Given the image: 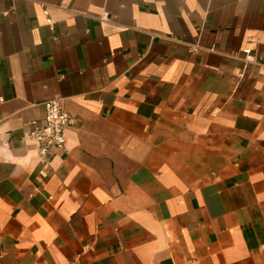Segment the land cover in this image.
<instances>
[{
    "label": "crops",
    "instance_id": "1",
    "mask_svg": "<svg viewBox=\"0 0 264 264\" xmlns=\"http://www.w3.org/2000/svg\"><path fill=\"white\" fill-rule=\"evenodd\" d=\"M0 252L264 264V0H0Z\"/></svg>",
    "mask_w": 264,
    "mask_h": 264
},
{
    "label": "built area",
    "instance_id": "2",
    "mask_svg": "<svg viewBox=\"0 0 264 264\" xmlns=\"http://www.w3.org/2000/svg\"><path fill=\"white\" fill-rule=\"evenodd\" d=\"M253 41V39H249ZM195 51L199 46L194 47ZM246 61L255 64H263V57L253 54L252 48L243 50ZM45 115L41 127L30 133L29 138L38 146L40 158H45L54 150H65L67 145V130L76 124V119L64 108L60 98L50 99L44 102ZM4 254L0 252V264Z\"/></svg>",
    "mask_w": 264,
    "mask_h": 264
}]
</instances>
